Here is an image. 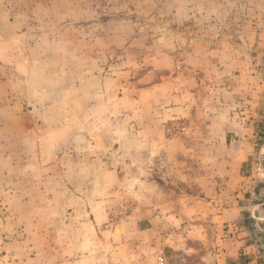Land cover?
I'll return each mask as SVG.
<instances>
[{
    "label": "clouds",
    "instance_id": "clouds-1",
    "mask_svg": "<svg viewBox=\"0 0 264 264\" xmlns=\"http://www.w3.org/2000/svg\"><path fill=\"white\" fill-rule=\"evenodd\" d=\"M0 264H264V0H0Z\"/></svg>",
    "mask_w": 264,
    "mask_h": 264
}]
</instances>
